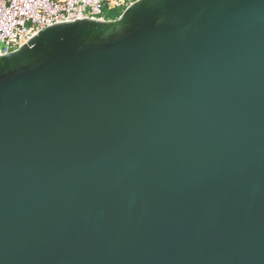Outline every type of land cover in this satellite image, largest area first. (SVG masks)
Wrapping results in <instances>:
<instances>
[{"label": "water", "instance_id": "95a60500", "mask_svg": "<svg viewBox=\"0 0 264 264\" xmlns=\"http://www.w3.org/2000/svg\"><path fill=\"white\" fill-rule=\"evenodd\" d=\"M0 264H264V0H136L0 55Z\"/></svg>", "mask_w": 264, "mask_h": 264}, {"label": "built area", "instance_id": "2783aa9c", "mask_svg": "<svg viewBox=\"0 0 264 264\" xmlns=\"http://www.w3.org/2000/svg\"><path fill=\"white\" fill-rule=\"evenodd\" d=\"M134 0H0V55L17 51L39 31L59 22L107 21Z\"/></svg>", "mask_w": 264, "mask_h": 264}, {"label": "crops", "instance_id": "0c3cea01", "mask_svg": "<svg viewBox=\"0 0 264 264\" xmlns=\"http://www.w3.org/2000/svg\"><path fill=\"white\" fill-rule=\"evenodd\" d=\"M114 15L112 16H107V20H114L117 19L121 15V11H114Z\"/></svg>", "mask_w": 264, "mask_h": 264}, {"label": "trees", "instance_id": "16d2710c", "mask_svg": "<svg viewBox=\"0 0 264 264\" xmlns=\"http://www.w3.org/2000/svg\"><path fill=\"white\" fill-rule=\"evenodd\" d=\"M114 14H115L114 11H112V12L107 13V16H112Z\"/></svg>", "mask_w": 264, "mask_h": 264}, {"label": "rangeland", "instance_id": "374dc122", "mask_svg": "<svg viewBox=\"0 0 264 264\" xmlns=\"http://www.w3.org/2000/svg\"><path fill=\"white\" fill-rule=\"evenodd\" d=\"M134 1H136V0H134ZM121 13H122V11H121ZM2 49H3V45L0 43V51H2Z\"/></svg>", "mask_w": 264, "mask_h": 264}]
</instances>
